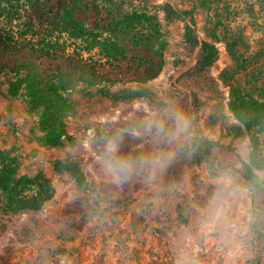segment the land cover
<instances>
[{
  "label": "rangeland",
  "instance_id": "1",
  "mask_svg": "<svg viewBox=\"0 0 264 264\" xmlns=\"http://www.w3.org/2000/svg\"><path fill=\"white\" fill-rule=\"evenodd\" d=\"M171 2L193 9L201 40L216 42L219 57L200 75L192 74L198 48L184 41V23L168 21L162 5ZM128 11L158 17L165 43L161 73L144 84L153 99L118 100L81 84L66 94L71 105L65 133L56 146L40 143L37 120L21 96L10 94L14 79L0 75V151L17 168V176L42 175L52 183L49 200L37 211L4 214L0 210V264H264V249L253 240L252 197L240 174L195 162L190 142L199 130L231 145L249 161L246 128L230 109L232 89L259 97L264 89V0H120ZM253 4L254 14L249 12ZM21 10L10 24L23 26ZM230 36L212 38L216 22ZM222 38V37H221ZM137 88L110 86L112 91ZM182 111L191 122L190 135L169 145L155 142L149 122L164 121ZM139 135H130L131 131ZM121 137L117 155L138 157L157 150L175 152L156 179L147 170L117 185L103 163L108 141ZM77 161L86 176L79 186L54 160ZM264 179V169L257 170ZM231 178L225 186L220 177ZM219 196L215 207L213 198Z\"/></svg>",
  "mask_w": 264,
  "mask_h": 264
},
{
  "label": "trees",
  "instance_id": "2",
  "mask_svg": "<svg viewBox=\"0 0 264 264\" xmlns=\"http://www.w3.org/2000/svg\"><path fill=\"white\" fill-rule=\"evenodd\" d=\"M119 1L0 0V75L9 72L14 78L9 92L21 96L29 115L36 118L40 143L61 144L71 107L66 94L81 84L97 87L98 93L118 100L153 99L152 90L142 84L158 77L165 63L159 19L150 12L128 11ZM21 10L27 13L23 26H9ZM162 11L166 20L184 23L186 45L199 50L192 74L209 70L219 49L216 42L200 39L195 11L171 2H165ZM223 24L216 22L212 38L231 43ZM118 84L137 88L110 89ZM230 109L247 130L249 161L242 160L231 145L212 140L201 130L190 142L192 156L195 162L209 160L213 173L240 174L252 197L253 240L263 251L264 179L257 170L264 169V89L259 97L246 89H232ZM52 166L85 186L86 176L77 161L54 160ZM51 190L52 183L45 176L18 177L17 168L0 151V210L4 214L40 210Z\"/></svg>",
  "mask_w": 264,
  "mask_h": 264
},
{
  "label": "clouds",
  "instance_id": "3",
  "mask_svg": "<svg viewBox=\"0 0 264 264\" xmlns=\"http://www.w3.org/2000/svg\"><path fill=\"white\" fill-rule=\"evenodd\" d=\"M169 118L174 123V129L166 130L164 121L149 122L145 126L147 133H152L155 129L153 140L157 143L163 142L169 145L174 142H179L181 138H187L190 135L189 129L191 122L182 111L168 113ZM130 135H139L135 130L130 132ZM121 144V137L117 136L108 141L105 159L103 161L107 174L111 177L113 183L118 186L125 183L133 174L139 175L147 170V179L149 181L156 179L157 172L162 173L163 170L174 159L175 152L157 150L150 155H141L138 157L119 156L117 155ZM218 183L225 186L231 183V178L227 176L220 177ZM219 196L213 198L212 206L215 207Z\"/></svg>",
  "mask_w": 264,
  "mask_h": 264
}]
</instances>
